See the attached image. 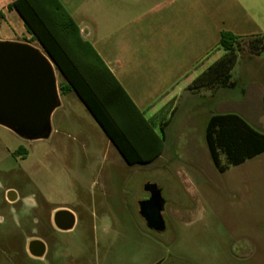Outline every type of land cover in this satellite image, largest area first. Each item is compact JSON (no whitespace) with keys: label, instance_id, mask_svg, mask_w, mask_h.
Wrapping results in <instances>:
<instances>
[{"label":"rangeland","instance_id":"1","mask_svg":"<svg viewBox=\"0 0 264 264\" xmlns=\"http://www.w3.org/2000/svg\"><path fill=\"white\" fill-rule=\"evenodd\" d=\"M244 1L264 14V0ZM61 2L87 28L92 5L104 10L131 0ZM253 61L262 68L264 53ZM56 75L61 106L48 139H25L0 125V264H264V152L221 172L199 120L194 132L191 125L169 130L153 163L128 165L115 147L107 149L105 132L77 94L61 93L57 68ZM228 97L245 107L240 88L229 89ZM257 110L253 125L264 133V113ZM147 183L157 184L165 200L162 232L139 212ZM10 192L18 202H8ZM62 209L76 214L70 231L49 226ZM38 232L56 239L46 261L27 251Z\"/></svg>","mask_w":264,"mask_h":264},{"label":"crops","instance_id":"2","mask_svg":"<svg viewBox=\"0 0 264 264\" xmlns=\"http://www.w3.org/2000/svg\"><path fill=\"white\" fill-rule=\"evenodd\" d=\"M13 1L0 0V40L39 42L27 31L19 13L9 9ZM78 26L155 133L164 136V148L157 158L166 148L169 130L185 132L186 126L189 130L191 125L194 128L190 127V131L194 132L195 124L201 120L206 138L207 124L214 114L237 113L255 127L257 107L264 113V66L258 69L253 61L254 55H262L264 51L239 54L230 72L233 87L218 82L193 84L225 54L219 44L223 31L245 38L264 35V14L244 0H131L124 5H106L104 10L92 5L89 27ZM241 56L245 58L243 64ZM235 88L242 91L245 107L239 108L237 101L228 97V90ZM111 147H115L127 163L107 136V149ZM157 158L132 165H147ZM10 193L15 199L8 197V202H18V193ZM70 211L76 223V214ZM54 215L49 217V226L62 230L55 225ZM35 239L45 244L46 252L42 257L29 252V243ZM54 240H47L39 232L33 233L27 251L39 261H46Z\"/></svg>","mask_w":264,"mask_h":264},{"label":"trees","instance_id":"3","mask_svg":"<svg viewBox=\"0 0 264 264\" xmlns=\"http://www.w3.org/2000/svg\"><path fill=\"white\" fill-rule=\"evenodd\" d=\"M9 9L19 13L27 31L55 63L64 79L61 93L74 91L77 94L128 164L148 163L162 153L164 136L155 133L92 44L82 36L80 27L61 0H15L9 4ZM245 41L249 52L264 51V35L245 38L223 31L219 44L225 54L193 84L218 82L233 87L230 72ZM206 141L212 161L221 172L229 165L242 164L264 152V133L233 112L210 117Z\"/></svg>","mask_w":264,"mask_h":264},{"label":"water","instance_id":"4","mask_svg":"<svg viewBox=\"0 0 264 264\" xmlns=\"http://www.w3.org/2000/svg\"><path fill=\"white\" fill-rule=\"evenodd\" d=\"M61 105L56 65L38 47L22 41L0 40V125L29 140L47 139L52 132V114ZM149 197L140 202L139 212L147 226L156 232L165 230L162 216L165 200L155 183H147ZM10 199H15L9 193ZM55 225L70 230L75 225L72 211L63 209L54 215ZM29 252L42 257L43 241L29 243Z\"/></svg>","mask_w":264,"mask_h":264},{"label":"flooded vegetation","instance_id":"5","mask_svg":"<svg viewBox=\"0 0 264 264\" xmlns=\"http://www.w3.org/2000/svg\"><path fill=\"white\" fill-rule=\"evenodd\" d=\"M148 197H149V195H148ZM148 197H147V198H148Z\"/></svg>","mask_w":264,"mask_h":264}]
</instances>
